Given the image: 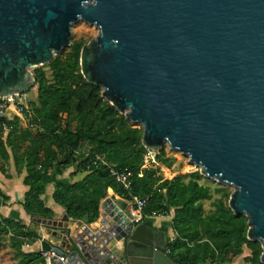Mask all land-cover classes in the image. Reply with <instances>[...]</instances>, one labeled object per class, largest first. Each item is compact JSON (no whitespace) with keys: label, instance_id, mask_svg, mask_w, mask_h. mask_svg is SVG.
Returning <instances> with one entry per match:
<instances>
[{"label":"water","instance_id":"95a60500","mask_svg":"<svg viewBox=\"0 0 264 264\" xmlns=\"http://www.w3.org/2000/svg\"><path fill=\"white\" fill-rule=\"evenodd\" d=\"M78 21L98 31L81 49V76L142 127L143 148L166 144L233 188L228 207L247 218L264 264V0H0V98L32 89L30 70L70 47ZM121 228L106 237L121 249L93 264H175L160 232ZM66 233L51 236L67 264L89 263ZM40 248L63 255L46 241Z\"/></svg>","mask_w":264,"mask_h":264},{"label":"trees","instance_id":"16d2710c","mask_svg":"<svg viewBox=\"0 0 264 264\" xmlns=\"http://www.w3.org/2000/svg\"><path fill=\"white\" fill-rule=\"evenodd\" d=\"M86 44L73 42L46 65L51 82L45 77V66L35 68L36 98L29 106L39 131L14 125L6 137H0V172L12 163L17 175L25 173L26 192L20 204L25 215L31 221L53 220V211L42 199L45 179L52 171L71 168V182L54 183L51 198L72 222L95 223L108 189L123 200L147 197L144 214L172 215L174 239L166 244L172 263L231 264L246 248L250 255L244 263L261 264L260 244L247 240V218L234 215L228 207L232 191L201 177L199 171L167 180L175 159L166 148L151 161V152L142 146V127L126 120L102 97L101 87L88 84L81 76L79 58ZM108 166L131 172L128 190L110 177ZM79 175L82 178L75 180ZM8 201L0 190V203L5 206ZM206 202L212 208L209 212L204 208ZM38 240L40 236L23 221L0 215V252L10 249L11 264L43 263L38 250H23Z\"/></svg>","mask_w":264,"mask_h":264},{"label":"built area","instance_id":"2783aa9c","mask_svg":"<svg viewBox=\"0 0 264 264\" xmlns=\"http://www.w3.org/2000/svg\"><path fill=\"white\" fill-rule=\"evenodd\" d=\"M30 103L26 100V94L24 95H13L9 97L0 98V137L4 138L9 132H11L14 125L21 130H29L33 133L39 131L38 125L32 122V113L30 110ZM103 165L107 164L102 158H97ZM108 168V173L111 178H113L117 183L122 185L124 190H128L130 187L131 172L127 170H116L110 166ZM110 191V189H108ZM107 197L106 209H101L99 219L90 225L80 224L79 232L70 233L67 232L64 236L66 238V243L69 246L76 245L82 255H84L85 260L89 261L87 264L94 263V257L103 258L108 256L109 251L121 249L119 242H113L107 244L106 237H116L120 234L117 229H123L128 225L137 226L144 223L148 219H158L163 218V213L151 212L149 215L144 214L143 211L147 208L148 198L130 196L128 200L120 199L114 194L112 197ZM102 202V203H103ZM112 204L117 208L115 211L112 208ZM124 204V205H123ZM101 234L102 238L97 242H93L91 237ZM51 237V236H48ZM44 238L40 236L38 240V251L41 253L43 263L41 264H67L69 251L60 247L61 240H57L58 244H54L49 238ZM48 242L53 248H57L63 255H59L53 251L44 252L41 250V242ZM84 244V245H82ZM32 245H26L25 248H29ZM105 248H101V247ZM108 250V251H107ZM165 254H167L165 248ZM75 262V261H74ZM81 264V263H80ZM83 264V263H82Z\"/></svg>","mask_w":264,"mask_h":264},{"label":"rangeland","instance_id":"374dc122","mask_svg":"<svg viewBox=\"0 0 264 264\" xmlns=\"http://www.w3.org/2000/svg\"><path fill=\"white\" fill-rule=\"evenodd\" d=\"M70 31H71V41H70L71 44L76 41H82V42L88 43V41L94 39L98 34V31L93 26L86 24L82 21H78L74 23L71 26ZM34 70L35 69L30 70L31 74L34 73ZM43 71L46 75L45 77L48 78V82H51L52 77H50L51 71L49 70V68L45 66L43 67ZM35 98H36V85H34L32 89L26 94V100H28L29 103L34 101ZM162 148H166V151L169 157H172L175 159L174 170L171 174L168 175L169 177L171 176L173 177V176L180 175V174L182 175L189 174V173L198 171V169L195 168V166L189 164L188 159L184 157L181 153L169 149L166 144H164ZM155 154L156 153H153V152L149 154V158L151 161L155 158ZM11 170H13V168H12V165L9 164L8 166L5 167L4 173L0 172V187L7 189L8 187L7 185L10 183L9 181L12 179V177L10 178ZM53 176L52 175L47 176V179H45L47 186L51 183L52 179L50 178H53ZM225 187L227 188L228 191H233L232 187L230 186H225ZM8 207H9L8 203L5 206H3L0 203V215L8 214L9 212L7 210ZM204 208L206 212H209V210L212 209L210 202H206V204L204 203ZM23 222L27 224L28 226H30L32 230H34L38 234V236H41L44 238H47L51 234L52 231H56L57 233L61 235L64 231H66L67 225H68V222L64 220V217L58 218L55 221L54 220L45 221V220H41L37 218L36 219L34 218V220L31 221L30 218H24ZM145 223L161 224V226L164 227L166 238L169 239L172 237L173 232L171 230V214L170 213L167 217L158 218V219H148L147 221H145ZM23 250L28 251L29 249H26L24 247ZM249 255H250V252L246 248H244L242 255L236 258L235 260H233L231 264H245L244 258ZM11 263H12L11 251L8 248H4L0 252V264H11Z\"/></svg>","mask_w":264,"mask_h":264},{"label":"crops","instance_id":"0c3cea01","mask_svg":"<svg viewBox=\"0 0 264 264\" xmlns=\"http://www.w3.org/2000/svg\"><path fill=\"white\" fill-rule=\"evenodd\" d=\"M10 165H12V168H13V170H11V172H10V178L12 177V179L9 181L10 183L7 185L8 186L7 189L0 187L2 194L4 196L8 197V199H9V201H8L9 207L7 209L9 212L6 215H3V214H1V215L5 218L23 221L24 218H29L28 216L25 215V213L23 212L22 207L20 205L22 202L24 193L26 192V188L22 184L25 173L22 172L21 175H17L15 170H14L13 164L10 163ZM72 172H73V169H71V168L67 169L61 173L57 172V171H52L48 175V176L54 175L53 178H50V179H52L51 183L47 186L46 182H45L46 193L42 197V199H43L45 206L53 211V214H54L53 220L54 221L57 220L58 218H62L65 216L63 214L64 213L63 210L61 208H59L58 206H56L52 201L51 196L53 193V184L57 183V182H71V180L69 179L70 178L69 175ZM80 178H82V175L77 176L75 178V180H79ZM172 178H173L172 176L166 177L167 180H171ZM112 196H113V192L111 190L108 191V197H112ZM100 211H101V209H100ZM171 219H172V215H171ZM66 221L68 222L67 229H66L67 232L74 233V234L77 233V231L79 232L80 225L78 223L72 222L69 219H66ZM143 224H145L146 226H148L149 228H151L155 232H160L164 236L166 244L169 241L174 239L173 233H172L171 238H169V239L166 238L164 227H162L161 224H159V223L149 224V223H145V221H144ZM52 232H56V231H52ZM49 236H51V234ZM48 238H49V240H52L54 244H58V242H59V241L57 242V239L52 237V236L48 237ZM26 249H29L28 251H32V250L37 251L39 248H38V244L36 243L35 245H32L31 247L26 248Z\"/></svg>","mask_w":264,"mask_h":264},{"label":"flooded vegetation","instance_id":"af4514ba","mask_svg":"<svg viewBox=\"0 0 264 264\" xmlns=\"http://www.w3.org/2000/svg\"><path fill=\"white\" fill-rule=\"evenodd\" d=\"M158 237V236H157Z\"/></svg>","mask_w":264,"mask_h":264}]
</instances>
